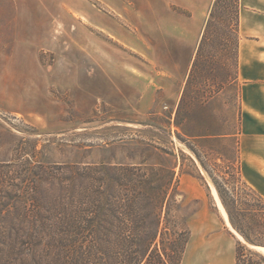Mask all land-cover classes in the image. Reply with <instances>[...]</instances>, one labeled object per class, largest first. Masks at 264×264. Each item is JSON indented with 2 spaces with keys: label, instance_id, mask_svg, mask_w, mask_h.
Here are the masks:
<instances>
[{
  "label": "rangeland",
  "instance_id": "1",
  "mask_svg": "<svg viewBox=\"0 0 264 264\" xmlns=\"http://www.w3.org/2000/svg\"><path fill=\"white\" fill-rule=\"evenodd\" d=\"M182 4L0 0V167L14 163L0 169V191H11L15 180L17 203L23 202L39 164L40 196L48 201L49 192L65 190V173L139 164L160 147L177 162L180 195L156 243L162 257L176 261V232L188 231L187 216L197 207L183 197L181 178L194 176L209 201L216 203L214 193L221 205L189 146L210 167L218 164L217 172L236 174L238 167L237 138L214 137L238 126L236 63L193 67L203 27L190 26ZM233 12L219 7L215 24ZM244 180L264 196V176Z\"/></svg>",
  "mask_w": 264,
  "mask_h": 264
},
{
  "label": "trees",
  "instance_id": "2",
  "mask_svg": "<svg viewBox=\"0 0 264 264\" xmlns=\"http://www.w3.org/2000/svg\"><path fill=\"white\" fill-rule=\"evenodd\" d=\"M219 7L234 12L229 18L220 17L217 26ZM239 13L240 0L215 1L193 67L200 61L232 59L237 79ZM189 148L212 179L234 229L247 244L264 247V196L244 180L239 156L236 174L217 172L218 164L210 167L196 149ZM172 156L153 146L152 159L139 164L77 168L65 173V190L49 192L48 201L39 188L45 179L40 180L38 170L45 167L31 165L35 181L31 179L22 193L23 202L17 203L15 180L11 191H0V200L13 201L12 205L0 201V264H181L189 231L176 232L174 262L162 257L156 243L166 229L164 218L171 202L180 195V175ZM250 255L259 260H247ZM154 256L158 260L153 261ZM237 264H264V256L238 240Z\"/></svg>",
  "mask_w": 264,
  "mask_h": 264
},
{
  "label": "crops",
  "instance_id": "3",
  "mask_svg": "<svg viewBox=\"0 0 264 264\" xmlns=\"http://www.w3.org/2000/svg\"><path fill=\"white\" fill-rule=\"evenodd\" d=\"M168 1L183 3L182 8L190 13V26L194 29L203 27L201 32L203 35L216 0ZM239 16L241 40L238 73L235 80L238 86V126L234 132L214 137L237 138L243 178L244 176L263 177L264 0H240ZM181 190L187 202L197 203V207L187 216L189 240L181 264H237L238 236L213 191L216 203L209 201L204 187L191 175L181 178Z\"/></svg>",
  "mask_w": 264,
  "mask_h": 264
},
{
  "label": "water",
  "instance_id": "4",
  "mask_svg": "<svg viewBox=\"0 0 264 264\" xmlns=\"http://www.w3.org/2000/svg\"><path fill=\"white\" fill-rule=\"evenodd\" d=\"M251 248H253V249H256V250H258V248H263L264 249V247H261V246H255V245H251V244H248Z\"/></svg>",
  "mask_w": 264,
  "mask_h": 264
},
{
  "label": "bare ground",
  "instance_id": "5",
  "mask_svg": "<svg viewBox=\"0 0 264 264\" xmlns=\"http://www.w3.org/2000/svg\"><path fill=\"white\" fill-rule=\"evenodd\" d=\"M215 190V189H214ZM216 192V190H215ZM222 205V204H221ZM223 207V206H222ZM224 209V208H223ZM225 211V210H224ZM225 216L227 217V214H225ZM258 251L262 252L264 254V249L263 248H258Z\"/></svg>",
  "mask_w": 264,
  "mask_h": 264
}]
</instances>
